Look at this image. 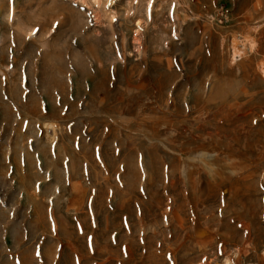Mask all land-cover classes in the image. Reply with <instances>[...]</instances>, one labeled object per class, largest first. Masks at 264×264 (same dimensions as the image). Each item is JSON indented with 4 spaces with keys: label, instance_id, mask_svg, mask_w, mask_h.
<instances>
[{
    "label": "rangeland",
    "instance_id": "obj_1",
    "mask_svg": "<svg viewBox=\"0 0 264 264\" xmlns=\"http://www.w3.org/2000/svg\"><path fill=\"white\" fill-rule=\"evenodd\" d=\"M0 264H264V0H0Z\"/></svg>",
    "mask_w": 264,
    "mask_h": 264
},
{
    "label": "bare ground",
    "instance_id": "obj_2",
    "mask_svg": "<svg viewBox=\"0 0 264 264\" xmlns=\"http://www.w3.org/2000/svg\"><path fill=\"white\" fill-rule=\"evenodd\" d=\"M237 48V47H236Z\"/></svg>",
    "mask_w": 264,
    "mask_h": 264
}]
</instances>
